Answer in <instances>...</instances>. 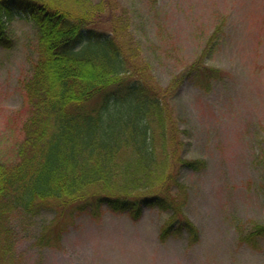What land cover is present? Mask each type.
<instances>
[{"label": "rangeland", "instance_id": "rangeland-1", "mask_svg": "<svg viewBox=\"0 0 264 264\" xmlns=\"http://www.w3.org/2000/svg\"><path fill=\"white\" fill-rule=\"evenodd\" d=\"M114 1L135 65L162 89L181 78L168 97L179 154L203 166L182 167L169 192L181 203L178 216L198 228L197 240L186 233L161 240L172 210L157 206L139 219L109 209L74 217L45 208L14 215L0 264H264V235L254 245L244 240L264 225V0ZM8 31L13 45L0 47L6 162L24 138V83L40 56L34 21L17 16ZM198 60L219 76L195 82L187 70Z\"/></svg>", "mask_w": 264, "mask_h": 264}, {"label": "trees", "instance_id": "trees-1", "mask_svg": "<svg viewBox=\"0 0 264 264\" xmlns=\"http://www.w3.org/2000/svg\"><path fill=\"white\" fill-rule=\"evenodd\" d=\"M114 2L0 0V46L13 45L9 24L22 16L35 22L40 52L24 83V138L14 161H0L1 254L10 250L14 215L45 208L74 217L109 209L139 219L157 206L172 210L161 240L182 233L197 240L198 228L178 216L181 203L169 192L182 167L203 166L179 154L168 97L181 78L162 89L135 65ZM201 62L187 70L195 82L219 76ZM263 235L257 225L244 240L254 245Z\"/></svg>", "mask_w": 264, "mask_h": 264}]
</instances>
